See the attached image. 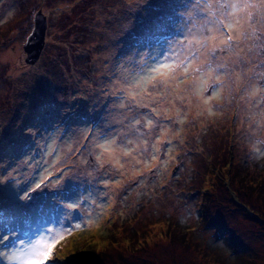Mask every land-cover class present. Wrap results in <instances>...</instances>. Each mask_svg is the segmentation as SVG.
<instances>
[{"label":"rangeland","instance_id":"rangeland-1","mask_svg":"<svg viewBox=\"0 0 264 264\" xmlns=\"http://www.w3.org/2000/svg\"><path fill=\"white\" fill-rule=\"evenodd\" d=\"M237 2L0 0V264L54 233L44 264H264V10Z\"/></svg>","mask_w":264,"mask_h":264},{"label":"snow or ice","instance_id":"snow-or-ice-1","mask_svg":"<svg viewBox=\"0 0 264 264\" xmlns=\"http://www.w3.org/2000/svg\"><path fill=\"white\" fill-rule=\"evenodd\" d=\"M223 7V5H222ZM227 7L231 8L233 12L230 15H235L236 13H244L243 17L239 21H235L237 25H242L243 22H253L254 17H253V11L259 7L260 9L264 10V0H256V2H253V0H239L237 3H231L228 4ZM247 10H252V11H247ZM228 27L230 30L233 28V24L229 23L225 25ZM248 28L252 29V33H255V29L252 27V23H248ZM233 39H240L239 36H228L226 39L222 41V43L225 46L229 45V42L232 41ZM248 39H252V36L249 35ZM142 42V41H138ZM264 47V45H262ZM215 51V49H213ZM171 65L168 64H161L158 67L152 69L153 72L160 73L161 75H165V73L161 72V69L163 68H170ZM220 68H224L225 66L223 64L218 65ZM187 71V69H185ZM217 84L222 83L220 78L218 77L216 80ZM151 123V122H149ZM43 183V181H41ZM69 183H71V180H69ZM7 187L6 184H3L0 182V195L3 194L4 189ZM41 184H37L35 188H29L27 190H22L23 191V196L20 197L24 201H30L34 198V193L36 192V189H40ZM71 207H75V204L71 205ZM5 227H7V224H5ZM8 233L12 234V229H8ZM60 236L59 233H54L51 234L47 237H41L40 239H36L35 242H28V247L30 249V254L35 256L36 259L31 261L30 264H44V260L47 259L48 255L51 253L52 247L54 246L57 238ZM8 239V236H3L0 237V240H6ZM17 240H19V243L21 245L25 244V240L21 239L18 235L16 237ZM15 243V241H13ZM18 257L12 256L11 259H17Z\"/></svg>","mask_w":264,"mask_h":264},{"label":"water","instance_id":"water-1","mask_svg":"<svg viewBox=\"0 0 264 264\" xmlns=\"http://www.w3.org/2000/svg\"><path fill=\"white\" fill-rule=\"evenodd\" d=\"M47 27V17L39 10L35 15L34 29L24 44V50L27 52L26 62L34 64L39 60L45 47Z\"/></svg>","mask_w":264,"mask_h":264},{"label":"trees","instance_id":"trees-1","mask_svg":"<svg viewBox=\"0 0 264 264\" xmlns=\"http://www.w3.org/2000/svg\"><path fill=\"white\" fill-rule=\"evenodd\" d=\"M230 173L232 172V170H230L229 171ZM226 178V177H225ZM242 179H243V181H244V184H252V182L253 181H248V182H246V180L248 179V176H243L242 177ZM251 179V178H250ZM249 187H253L252 185L250 186V185H248ZM253 189V188H252ZM236 194H237V190H236ZM236 197H237V195H235ZM238 198V197H237ZM252 213H255L254 211H252ZM226 241L228 242V244H230V245H236V250L237 251H239V250H246V247L243 245V243H237V241H236V239H235V237L233 236V234L232 233H230V232H227L226 233Z\"/></svg>","mask_w":264,"mask_h":264},{"label":"flooded vegetation","instance_id":"flooded-vegetation-1","mask_svg":"<svg viewBox=\"0 0 264 264\" xmlns=\"http://www.w3.org/2000/svg\"><path fill=\"white\" fill-rule=\"evenodd\" d=\"M47 23H48V25H49L48 17H47ZM33 29H34V28H33ZM47 30H48V27H47ZM46 37H47V34H46Z\"/></svg>","mask_w":264,"mask_h":264}]
</instances>
